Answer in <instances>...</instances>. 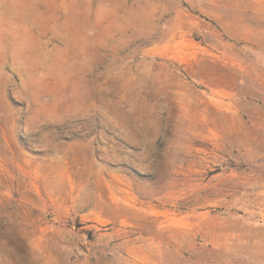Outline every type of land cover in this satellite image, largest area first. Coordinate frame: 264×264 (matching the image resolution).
<instances>
[{
	"label": "rangeland",
	"instance_id": "obj_1",
	"mask_svg": "<svg viewBox=\"0 0 264 264\" xmlns=\"http://www.w3.org/2000/svg\"><path fill=\"white\" fill-rule=\"evenodd\" d=\"M0 264H264V0H0Z\"/></svg>",
	"mask_w": 264,
	"mask_h": 264
}]
</instances>
